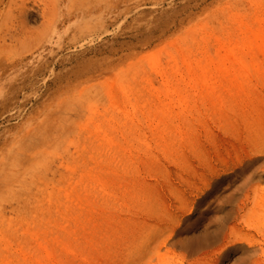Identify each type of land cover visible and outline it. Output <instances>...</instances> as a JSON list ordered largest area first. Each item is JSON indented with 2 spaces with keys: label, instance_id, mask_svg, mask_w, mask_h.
<instances>
[{
  "label": "rangeland",
  "instance_id": "rangeland-1",
  "mask_svg": "<svg viewBox=\"0 0 264 264\" xmlns=\"http://www.w3.org/2000/svg\"><path fill=\"white\" fill-rule=\"evenodd\" d=\"M0 10V264H264V0Z\"/></svg>",
  "mask_w": 264,
  "mask_h": 264
},
{
  "label": "bare ground",
  "instance_id": "bare-ground-1",
  "mask_svg": "<svg viewBox=\"0 0 264 264\" xmlns=\"http://www.w3.org/2000/svg\"><path fill=\"white\" fill-rule=\"evenodd\" d=\"M24 3H25V2H24ZM25 4H26V3H25ZM26 5H27V4H26ZM3 7H4V6H3ZM20 9H21V8H20ZM15 10H16V9H15ZM0 11H1V10H0ZM1 12H2V11H1ZM29 12H30V11H29ZM32 13H33V12H32ZM30 15H31V14H30ZM32 16H34V15H32ZM35 17H36V16H35ZM42 18H43V17H42ZM46 18H47V17H46ZM46 18H45V19H46ZM0 19H1V14H0ZM47 19H48V18H47ZM33 31H34V30H33ZM33 31H32V32H33ZM30 32H31V31H30ZM32 32H31V33H32ZM34 32H35V31H34ZM34 32H33V33H34ZM36 32H37V31H36ZM36 32H35V33H36ZM31 33H29V34L32 35ZM26 35H27V33H26ZM35 36H36V35H35ZM24 37H25V36H24ZM23 39H24V38H23ZM23 39H22V40H23ZM23 41H24V40H23ZM30 43H31V41H30ZM36 49H37V48H36ZM34 51H35V50H34ZM31 52H32V51H31ZM31 52H28L27 54H29V53H31ZM37 76H38V75H37ZM263 198H264V197H262L261 200H263ZM255 202H257V201H255ZM259 202H260V199H259ZM260 204H261V203H260ZM255 205H256V204H255ZM261 205H262V204H261Z\"/></svg>",
  "mask_w": 264,
  "mask_h": 264
}]
</instances>
